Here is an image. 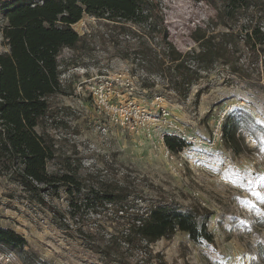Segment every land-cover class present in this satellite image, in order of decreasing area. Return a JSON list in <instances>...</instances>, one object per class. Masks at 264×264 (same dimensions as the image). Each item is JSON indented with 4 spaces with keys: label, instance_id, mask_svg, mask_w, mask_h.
<instances>
[{
    "label": "rangeland",
    "instance_id": "1",
    "mask_svg": "<svg viewBox=\"0 0 264 264\" xmlns=\"http://www.w3.org/2000/svg\"><path fill=\"white\" fill-rule=\"evenodd\" d=\"M4 1L0 0V7ZM152 1L156 5L144 24H122L85 13L74 25L82 41L61 50L62 90L50 98L49 115L36 129L54 145L55 156L47 163L49 174L70 171L82 185L98 190L127 187L129 195L123 203L140 213L161 200L210 213L208 229L214 241L195 243L187 232L178 230L170 238L142 246L113 240L112 251L103 252L109 250L110 235H118L122 228L116 206L100 205L95 212L91 201H83L88 188L68 193L64 185L41 203L9 175L0 176V226L23 234L31 248L55 264H237V258L245 257L250 264H264V203L252 194L253 189L264 193V144L259 139L264 135V56L252 64L241 41L239 54H230L231 62L215 60L209 68H200L190 86L176 87L172 79L178 71L171 56L164 54L168 53L164 29L174 48L192 52L201 42L195 33L204 31L196 28H205L207 20L215 19L216 10L208 0ZM218 1L223 6L226 0ZM158 16H163L164 25L150 27ZM246 23L247 18H239L236 26ZM6 24L0 10V52L7 50L2 33ZM225 29L212 24L207 33ZM142 44L147 52L140 53ZM232 64L249 68L246 73L251 78L233 72ZM112 66L129 67L137 86L133 93L124 89L122 100L150 106L154 95H162L179 119L205 138L211 135L216 118H226L236 109L252 115L263 130L258 138L246 130L240 133V138L244 136L240 154L222 147L233 167L192 170L187 166L175 174L145 138L111 125L96 109L90 81ZM191 69L196 70V64Z\"/></svg>",
    "mask_w": 264,
    "mask_h": 264
},
{
    "label": "trees",
    "instance_id": "2",
    "mask_svg": "<svg viewBox=\"0 0 264 264\" xmlns=\"http://www.w3.org/2000/svg\"><path fill=\"white\" fill-rule=\"evenodd\" d=\"M208 2L216 10V21L207 20L205 28H196V32L204 30L202 35H194L197 41L201 40L200 48L186 54L178 51L167 40L168 33L164 29L162 39L168 51L164 54L171 56L178 71L176 76L180 74L179 79L176 76L172 79L176 87L190 86L198 79L200 68H209L215 60L231 62L230 54H239L241 41L252 64L256 65L264 56V24H261L264 0H226L223 6L218 0ZM155 5L152 0H6L1 3L0 10L7 20L2 32L7 50L0 52V176L9 175L41 203H45L46 195H53L62 185L68 193L88 188L70 171L48 173L47 163L55 156L54 145L36 129L49 115L50 98L62 90L58 56L64 47L73 48L82 41L74 25L85 13L122 24L127 21L144 24ZM243 17L247 18V23L236 26ZM212 24H221L226 29L208 34ZM162 25L163 16L150 23L154 28ZM143 45L140 53L148 51ZM160 64H164V60ZM192 64H196V70L191 69ZM232 66L233 72L251 78L246 73L249 68ZM201 92L198 91L199 96ZM181 94L186 95V92L181 91ZM223 129L227 147L240 154L244 141L240 133L246 130L258 138L263 126L248 112L236 109L225 118ZM166 142L173 150L182 145L181 141L170 137ZM85 194L83 201L87 204L91 201L95 212H99L96 208L100 205H113L117 218L122 220L119 234L110 235L111 241L106 246L109 250L103 252L112 251L109 244L113 240L128 246H142L170 238L178 230L187 232L195 243L214 241L208 229L210 213L202 214L196 208L186 210L167 200L153 203L140 213L133 205L123 203L129 195L127 187L122 190L118 186L100 190L89 187ZM71 207L77 208V205L71 202ZM0 253L15 255L22 264H55L40 256L29 246L26 237L11 227L0 226Z\"/></svg>",
    "mask_w": 264,
    "mask_h": 264
},
{
    "label": "built area",
    "instance_id": "3",
    "mask_svg": "<svg viewBox=\"0 0 264 264\" xmlns=\"http://www.w3.org/2000/svg\"><path fill=\"white\" fill-rule=\"evenodd\" d=\"M90 82V95L98 112L111 125L145 138L168 161L173 173L180 174L187 166L192 170L195 167L201 170L214 169V166L221 170L233 167L231 157L222 148L227 145L224 115L215 119L211 135L205 138L184 124L162 95H154L150 106L134 100H122L124 89L130 93L137 89L127 66L101 69ZM169 137L181 141L182 145L176 150L171 149L166 142ZM15 257L0 253V262L17 264ZM237 264H250V261L246 257L237 258Z\"/></svg>",
    "mask_w": 264,
    "mask_h": 264
},
{
    "label": "snow or ice",
    "instance_id": "4",
    "mask_svg": "<svg viewBox=\"0 0 264 264\" xmlns=\"http://www.w3.org/2000/svg\"><path fill=\"white\" fill-rule=\"evenodd\" d=\"M261 144H264V135H260L259 137ZM262 151H264V148H261ZM264 180V177L261 178ZM252 194L261 202L264 203V193H261L259 191H256L255 189L252 190Z\"/></svg>",
    "mask_w": 264,
    "mask_h": 264
}]
</instances>
